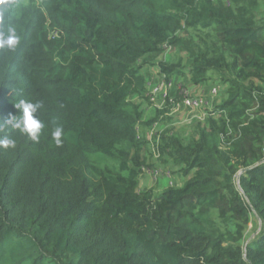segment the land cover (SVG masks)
Masks as SVG:
<instances>
[{"label": "trees", "instance_id": "16d2710c", "mask_svg": "<svg viewBox=\"0 0 264 264\" xmlns=\"http://www.w3.org/2000/svg\"><path fill=\"white\" fill-rule=\"evenodd\" d=\"M14 2L0 124L25 100L44 127L0 129L15 141L0 147V264H264V0ZM146 67L223 96L174 131L179 94L144 118ZM157 137L156 163L184 181L155 193L139 176Z\"/></svg>", "mask_w": 264, "mask_h": 264}, {"label": "rangeland", "instance_id": "374dc122", "mask_svg": "<svg viewBox=\"0 0 264 264\" xmlns=\"http://www.w3.org/2000/svg\"><path fill=\"white\" fill-rule=\"evenodd\" d=\"M178 56H181V58H183V59L185 58V56L183 54L179 53L177 50L168 48L167 50H165V52L162 54L161 57H162V59H165L166 61H173V60H176ZM146 70L148 71V73H150V72L155 71L156 69L152 68V67H146ZM209 76H211V74H209ZM175 80H174V82H175ZM159 81H160V77H159ZM193 86H197V85H192L189 82L188 77L185 76L183 78H177V80L173 84V86L168 89V94H170L169 95L170 97L174 98L177 94H180V91H186L190 95L200 96L198 92H194L193 90L190 89V87H193ZM203 86L206 88H210L211 86H216V83H212L211 80H207L206 83L200 85V87H203ZM216 87L218 88L217 97L220 100L222 98L223 94L221 93V88L219 86H216ZM201 112H202V109L190 110V109H185V108H179L177 110H173L172 112H170L169 114H166V115L171 117V121L169 123V126L174 127V131L188 133V131H190V126L194 122L203 119ZM144 117L148 118L145 115V113H144ZM159 127H160V125L157 124V125H154V129H151L149 131L147 130V132H146L147 137H149L150 132L155 133L154 132L155 129H159ZM157 158L158 157H154L153 153L151 155H148V164L150 163V169L148 170V172H151V169H156L159 172H163L165 170H168L169 176H165L164 174H161V176L157 178L156 184L153 185V183H154L153 177L148 173L142 172L141 175L139 176V188H150V187H152L154 192L156 193V192L161 191L163 188L167 187L170 184V182H172L175 186L182 185L184 178L182 177V181L180 183H178L177 179L174 178L173 176H176V175L180 176V174L175 173V172H171L163 164L156 163ZM100 164L103 166H108L111 169H116V163L110 159H106V158L103 160L101 159ZM253 229H254V222L249 224L248 232H251V230H253Z\"/></svg>", "mask_w": 264, "mask_h": 264}, {"label": "clouds", "instance_id": "9594fccd", "mask_svg": "<svg viewBox=\"0 0 264 264\" xmlns=\"http://www.w3.org/2000/svg\"><path fill=\"white\" fill-rule=\"evenodd\" d=\"M15 7L14 0H7L0 7V49L14 50L20 43V37L17 35V29L14 25L7 22L6 17L10 11ZM15 107L21 111V115L9 116L8 119L4 120L0 124V129L11 125L14 129L19 130L21 133L27 134L32 140L39 139V133L44 127L43 123L35 114L42 107L40 103H31L25 100H20L19 103L15 104ZM63 133L62 127H55L51 135L56 145L61 144V136ZM15 141L4 137L0 139V147L9 148L14 146Z\"/></svg>", "mask_w": 264, "mask_h": 264}, {"label": "built area", "instance_id": "2783aa9c", "mask_svg": "<svg viewBox=\"0 0 264 264\" xmlns=\"http://www.w3.org/2000/svg\"><path fill=\"white\" fill-rule=\"evenodd\" d=\"M167 85H169V84H165L163 82V80L161 79L158 84H156V85H154L152 87V89L149 91V98H150V101H151L152 104H157L156 95H158V94L161 95V97H162L164 102H165V99L167 97L170 99V101L173 100V98L168 95ZM217 94H218V88L216 86H212L209 89V94L208 95L210 97H215ZM179 95H180V100L174 103L175 106H174L173 110H177L179 108H185V109H190V110L202 109L203 114L201 113V115L204 118L205 113L207 111L206 109H210L211 108L209 106V100L206 97H203L202 95L193 96V95H190L186 91H180ZM164 102H162L158 106L159 107L162 106L164 104ZM152 134L153 133L150 132L149 138L151 137ZM157 145H158V137L156 138L154 144L152 145V153H153L154 157H158ZM262 152L264 153V146L262 148ZM149 169L150 168H148V167H142L141 170H142L143 173L150 174L153 177L154 180H156L158 177H160L161 174H164L165 176H169V171L168 170H165L163 172H159L156 169H151V172H148Z\"/></svg>", "mask_w": 264, "mask_h": 264}, {"label": "crops", "instance_id": "0c3cea01", "mask_svg": "<svg viewBox=\"0 0 264 264\" xmlns=\"http://www.w3.org/2000/svg\"><path fill=\"white\" fill-rule=\"evenodd\" d=\"M145 71H147V70H145ZM154 72H155V73H154ZM147 73H148V71H147ZM147 77H148V90L150 91L154 85H156V84H158V83L160 82V81H159V76H158V74H157V71L155 70V71H153V72L148 73V76H147ZM160 80H161V79H160ZM174 80H175V79H172V80L170 81L169 85H167V92H168V89L171 88V87L173 86V84L176 82L177 79L175 80V82H174ZM211 87H212V86H211ZM211 87H210V88H211ZM210 88H206V87H204V86H203V87H200V85L190 87L191 90H193L194 92H198L199 95H202L203 97H207V99L209 100V106L212 107L213 104H214L215 102L219 101V99H218V97H217L218 94H217L215 97H210V96H208V94H209V89H210ZM168 95H170V94H168ZM156 102H157V104H152L151 106H149V105H145V106H144V113H145V115H146L147 117H151V116L153 115V108H152V107H154V106H158V105H160L162 102H164L160 94L156 95ZM201 113L203 114V111H202ZM144 118H145V117H144ZM145 119H146V118H145ZM144 131H146V129H144ZM170 177H171V176H170ZM173 177L177 179L178 183H180V182L182 181V177H180V176H178V175L173 176ZM156 181H157V179L154 180L153 185L156 184ZM170 183H171V182H170Z\"/></svg>", "mask_w": 264, "mask_h": 264}, {"label": "water", "instance_id": "95a60500", "mask_svg": "<svg viewBox=\"0 0 264 264\" xmlns=\"http://www.w3.org/2000/svg\"><path fill=\"white\" fill-rule=\"evenodd\" d=\"M257 219H258V217H257ZM258 221H259V224H260V220L258 219Z\"/></svg>", "mask_w": 264, "mask_h": 264}]
</instances>
